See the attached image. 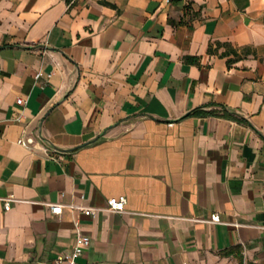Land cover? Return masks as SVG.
<instances>
[{
	"label": "crops",
	"instance_id": "obj_1",
	"mask_svg": "<svg viewBox=\"0 0 264 264\" xmlns=\"http://www.w3.org/2000/svg\"><path fill=\"white\" fill-rule=\"evenodd\" d=\"M77 232L82 264H264V0H0V264Z\"/></svg>",
	"mask_w": 264,
	"mask_h": 264
},
{
	"label": "built area",
	"instance_id": "obj_2",
	"mask_svg": "<svg viewBox=\"0 0 264 264\" xmlns=\"http://www.w3.org/2000/svg\"><path fill=\"white\" fill-rule=\"evenodd\" d=\"M42 76L41 72L35 74V79L38 80ZM17 103L19 105H24L26 103L25 99H18ZM17 121H20L18 118ZM19 143L25 146L31 145L33 143L32 139H20ZM14 201L13 198H9L5 200V211L9 210L11 207L12 202ZM127 199L125 196H120L116 198H110L107 201V205L105 207H79L82 212L86 216H95L98 213L102 212H112V213H124L126 209ZM49 210L54 215H61L65 208L64 205L57 204V203H50L48 204ZM71 208H76L75 206H71ZM210 221L213 223H220V216L218 214H214L211 216ZM91 240L88 236L83 235L80 232L76 233L74 238V242L68 251V253L58 257L56 259V264H82L80 262L81 256L84 254L85 250L90 246Z\"/></svg>",
	"mask_w": 264,
	"mask_h": 264
},
{
	"label": "trees",
	"instance_id": "obj_3",
	"mask_svg": "<svg viewBox=\"0 0 264 264\" xmlns=\"http://www.w3.org/2000/svg\"><path fill=\"white\" fill-rule=\"evenodd\" d=\"M186 61H187V62L196 63V62H197V58H194V57H188V58L186 59ZM190 114H198V111H194V112H192V113H190ZM190 114H189V115H190Z\"/></svg>",
	"mask_w": 264,
	"mask_h": 264
}]
</instances>
